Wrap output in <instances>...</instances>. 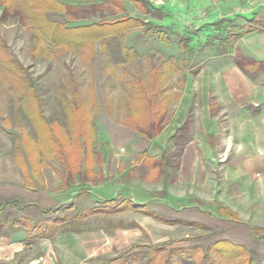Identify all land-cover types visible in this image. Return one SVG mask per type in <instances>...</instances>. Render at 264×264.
<instances>
[{
    "label": "rangeland",
    "instance_id": "374dc122",
    "mask_svg": "<svg viewBox=\"0 0 264 264\" xmlns=\"http://www.w3.org/2000/svg\"><path fill=\"white\" fill-rule=\"evenodd\" d=\"M61 1L66 5L65 10L47 11L46 14L50 20L70 27L128 18L139 22L128 21L125 25L133 26L120 36L105 33L116 30L118 24L97 25L96 35L101 39L95 41L94 51L89 46L64 50L63 46L55 44L45 52L51 56L41 57L33 54L36 27L25 23L19 9L8 10L0 2V33L8 51L26 68L40 96L46 119L58 124L55 136L64 130L61 124H67L66 111L73 107L71 104L91 111L96 126L81 137L83 152H91V158L89 165L83 166L76 177L45 139L44 156L48 164L41 169V178H35L38 188L30 189L24 183L16 159L23 154L30 162L28 147L41 144L40 133L24 112L14 87L0 80V205H5L0 219L8 223L17 216L29 215L43 221L44 228L52 231L62 228L58 233L87 228L74 226L78 221L106 229L127 225L131 230L136 227V216L129 214L124 218L110 211L95 214L99 208H104V204L96 203L95 199L108 185L125 190V186L139 181V186L153 194L159 187L162 194H173L177 198L176 207L182 209L180 212L190 207L195 218L196 210H209L210 215L220 216L226 222L225 228L233 224L250 225L252 239L264 240V145L251 144L253 133L264 129V118L257 117L256 107L252 105V97L264 100V0ZM105 36L108 39L103 40ZM154 79L160 91L155 102L163 99L167 106L160 121L145 126L136 121L146 113L137 109L136 102L140 101L139 92L143 88L151 98ZM253 81L256 91L252 89ZM126 121L136 123L138 129L130 127ZM127 129L149 144L145 153L128 155L133 149L124 144ZM164 129L165 133L172 134L165 142L169 143L168 150L161 152L154 143ZM207 136L219 146L221 154H217L214 164L207 168L206 177L210 182L205 186L200 181L179 183L177 173L186 144ZM227 143L240 144L241 148L224 150L223 144ZM251 147L252 175L241 178L245 183H240L226 163L248 153ZM72 156L71 160L78 164L76 153ZM145 157L154 159L152 164L159 165V172L143 175L145 163L135 167ZM219 157L224 162L219 164ZM83 158L85 162V155ZM155 160H160L161 164H156ZM13 166L16 174L22 177L21 187L1 195L4 193L1 187L12 182L8 175L12 174ZM166 168L171 172L169 177L165 176ZM249 179L252 184H248ZM15 196L18 200L10 201ZM74 196L75 203L68 201ZM102 201L113 202L112 199ZM232 203L241 206V211L232 212ZM220 210L223 216L219 215ZM85 212L89 213L88 217L82 219ZM184 216L159 218L162 222L176 224L178 234L184 231L188 234L187 237L175 235V241L165 242L168 250L191 241L193 247L201 246L205 252L217 255L216 262L208 264H264V253L256 251L260 247L245 246L240 254L224 242L214 249L211 246L219 241L210 246L202 244L206 242L204 238H217L223 228L220 232L215 223L208 226L189 215ZM51 218L62 221L45 223ZM164 227L162 223L161 229L153 231V238L145 233L144 240L168 237L170 234L166 235ZM23 241L29 245L34 239ZM231 243L235 245L232 248L238 245ZM17 247L24 249L16 256H24L27 247L23 244ZM151 250H146V254L153 252ZM170 251H163L159 256L166 254L167 258L182 264ZM12 264L25 263L20 260Z\"/></svg>",
    "mask_w": 264,
    "mask_h": 264
},
{
    "label": "crops",
    "instance_id": "0c3cea01",
    "mask_svg": "<svg viewBox=\"0 0 264 264\" xmlns=\"http://www.w3.org/2000/svg\"><path fill=\"white\" fill-rule=\"evenodd\" d=\"M254 83L256 84V82H252L253 90V87L256 86ZM234 102L238 103L239 101L234 100ZM252 105L254 108L256 107L255 112L258 114L257 117L261 116L264 118V100L258 101L252 97ZM165 132L166 129L162 131V133L157 137V141L154 143V147H157V149L161 152L168 150L169 143L165 142H167L172 134V132ZM132 133L133 132H129L127 129V135L124 136L126 137L124 144H128L130 148L133 149L128 155H133V152H135V154L145 153L146 150H148L149 144L144 140L143 137H136ZM253 135L254 136H252L251 143L252 145H264V129L260 132H254ZM161 140H163V142H161ZM223 147L224 150H240L241 145L237 144L231 146L229 143H227L223 144ZM219 150V146L210 142L208 136L206 138L188 141L184 148L183 157L180 163L181 166L177 173V176H179L178 182L183 184H192L194 182L200 181L202 184H204V186L207 185V183L210 182V180L206 177V175L209 174L207 168L208 166H212L214 164L212 162L217 158V154H219V156L221 155ZM246 152L248 153L244 154L243 156L236 157L232 159L231 162L226 163V166L232 167V174H234V177H237L240 183L241 181L242 183H245V180H241V178L245 177L246 175H252V147ZM147 155L150 156L149 154ZM130 156L127 159H130ZM146 157L135 167H141V165L145 163V174L143 175H152L159 172V165L152 164L154 159ZM219 159V164L224 162V159H221L220 157ZM155 162L156 164H161L160 160H158V162L155 160ZM109 163L111 166V160L108 162V164ZM12 170V174L8 175L12 182L9 185L1 187V190H4V193L1 195H5L7 192L18 191V189L21 187V184H19L20 180L22 179L21 175L18 176V174H16L14 166ZM164 171L165 176L169 177V174L171 173L170 170L166 168ZM138 182L139 181H135L132 182L131 185L125 186V190L121 187L119 188L118 186L115 188L110 184L111 186L109 187L108 185L104 187V193L100 192L102 195L98 197V199H95L96 203H100L102 205L104 204V208H99L95 214H102L104 212L110 211V214L119 215L120 217L124 215V218L129 214L136 216V227L132 228L131 230L126 225V227L117 226L113 229L110 227L108 228L110 229L109 231L106 229L107 227H93L91 224L78 221V223H76L74 226H87V228H81L80 231L71 230V232L66 233H58L62 228H57V232L52 236L45 238H35L33 241V239L30 238L29 232L26 228H17L15 231L9 232L8 234L0 233V264L19 263L20 260H22L25 264H149L153 252L146 254L148 249H152L154 251L153 247H155V245L166 246L164 244L165 242L167 243L175 241L177 239L176 236L178 235H185L186 237L188 236L187 232L185 231L184 233L180 232L178 234L176 224L162 222L161 219H159L160 216L170 218L174 217L177 219V217L182 218L184 215H189L192 219L201 221L208 226L214 225L215 223L218 231L223 228V230L221 229L222 234H219L217 238L210 239L211 241L209 238H204V240L206 239V242H202V244L207 246H210L216 241L218 242L228 240L248 248L254 247V249H256L257 247H260V249H256V251L262 254L264 253V240L255 241L252 239V227L250 225L234 226L233 224L225 228L226 222L221 219L220 216L215 218L213 215H210L208 212L209 210L202 212L196 210L194 215H197V217L193 218V214L190 212L193 210L192 208L189 207V210L184 212H180L182 209L178 210L176 207L177 198L173 194L172 196L169 193L167 196L166 194H162V189L160 187L156 190V194H153L144 190L141 186H139ZM249 183L252 184V180L249 179L248 184ZM238 193L240 192L238 191ZM15 198L18 199V197L15 196L10 201ZM56 199L60 200L59 197H56ZM109 199H112L113 202L102 203V200ZM70 200L72 203H75L77 198L74 196L68 201ZM95 202L94 205L96 204ZM113 203L116 204V206H112ZM232 206V212L241 211V206L236 207L234 203H232ZM221 207L225 208V205L221 204ZM223 211L225 210L223 209ZM147 212L152 215L145 214ZM219 215L223 216L221 210ZM22 216L32 218L29 215ZM152 216H157L158 218H154ZM12 219H10L8 223L5 222L6 225H9ZM162 223L163 226H165L162 230L166 231V235H170L163 239H150L145 241V233L149 235L150 238H153V231L155 232L161 229L160 227L162 226ZM111 230L114 233H110ZM129 231L133 233H129ZM23 240H29L30 242L32 240L33 242L27 245L23 243ZM190 242L181 246H192L194 243ZM19 244H23V246L27 247V250L24 256L21 255L20 257H17L19 251L24 249L22 247H17ZM206 252L208 251L206 250ZM161 258L162 256L159 255L156 257L157 263L161 260ZM258 261L259 260H257V262ZM181 263L199 264L191 260L188 262L182 261Z\"/></svg>",
    "mask_w": 264,
    "mask_h": 264
},
{
    "label": "trees",
    "instance_id": "16d2710c",
    "mask_svg": "<svg viewBox=\"0 0 264 264\" xmlns=\"http://www.w3.org/2000/svg\"><path fill=\"white\" fill-rule=\"evenodd\" d=\"M0 2L8 10L19 9L21 14L25 18V23L36 27L37 34L36 36H34L35 47L33 49V54L35 56L41 57L51 56L50 54H46L45 52L49 50V47L55 44L63 46L64 50H76L79 48L83 49L89 46L90 49L94 51L95 41L101 39L96 35L97 25L118 24L120 26L116 30H114L113 32L105 31V33H114L112 35L120 36L124 31L133 26L125 25L128 21L132 23L139 22L138 19L128 18L112 22L107 21L95 23L87 26L70 27L66 23H58L50 20L46 14L47 11L62 12L63 10H65L66 5L61 0H0ZM106 39H108L106 38V36L103 37V40ZM0 80L14 87V90L17 93L16 95L20 97V103L25 110L24 112L26 113L31 123H33L34 127L38 128L37 132L40 133L39 135L41 144L39 146L31 144L32 146L30 148L28 147L30 162L27 161L26 157L23 156V154H21L19 158L16 159L17 164L20 166L25 185L31 189H37L39 186L35 178H41V169L43 168V166L48 164V162L45 160L46 157L44 156L45 146L43 145V142L46 141L45 139H47L48 142L52 145L53 148H51V150H56L60 155V158L62 159L63 163L66 164L68 171L71 172L74 177H76L78 172L83 169V166L89 165L88 161L89 158H91V152H83L84 147H82L81 145L82 135L87 131H90V129L96 127L92 122L94 117L91 116V111H89L82 105L80 106L71 104V106L73 107L66 111L68 122L66 125L61 124V127H64V130L62 132H59L58 137H56L55 131L58 128V124L55 125L54 122H49L46 119L40 106V96L32 80L28 77L26 68L17 57H14L13 54L8 51L6 41L1 33ZM157 85L159 86V83L155 80V88H153V94L151 95V98H148L146 89H141L139 92V94L141 95V99L139 102H136L137 109L144 111V113L146 112L143 115V118H136V121H141V123H143L145 126L150 125L151 122L156 123L160 121V116L162 115L161 113L163 112L164 107L167 106L166 102L163 99H160L159 103L155 102L160 92ZM125 123L132 128H137L136 123H133L131 121H126ZM41 135L43 138H41ZM45 136H47V138H45ZM73 142H75L74 146L72 145ZM74 147L76 148L75 151ZM74 152L76 153L78 164L76 163V161L71 160L73 157L72 154H74ZM84 155L85 162L83 161ZM43 183L44 181L42 180L41 184ZM13 200L16 201L18 199L15 198ZM4 208L5 205H1L0 211ZM58 209H55V211H58ZM88 214V212H85L81 216V218L84 219V217H88ZM60 221L62 220L51 218L45 223L51 224L52 222L57 223ZM42 223L43 221L40 220L24 216H17L11 220L9 225H6V223L0 219V233L8 234L9 232L15 231L17 228L23 227L28 230L30 238L35 239L52 236L57 232V228L52 231L50 230V228H44V225H41ZM2 227H4V231L2 230ZM220 242L228 244L231 247L230 249H233L234 251L239 250L240 254L242 250H245V246L242 245H237L236 248H232V246L234 247L235 245L228 240L219 241L218 244L216 243L214 246H211V249L218 247ZM170 250H168V247L166 246H158L154 248L149 264L179 263V260L177 261L176 259L172 260L171 258H167L166 254H163L161 260L157 263L156 257L163 251H170L172 255L179 257L183 262H188L190 260L195 261L199 264H208L212 261L216 262L215 256L217 255L205 252V250L201 246L173 247Z\"/></svg>",
    "mask_w": 264,
    "mask_h": 264
}]
</instances>
